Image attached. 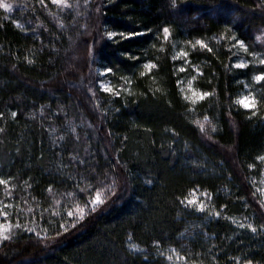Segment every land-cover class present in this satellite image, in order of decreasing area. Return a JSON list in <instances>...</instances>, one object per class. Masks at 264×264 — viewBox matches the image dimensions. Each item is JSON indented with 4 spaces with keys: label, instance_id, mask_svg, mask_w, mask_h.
Listing matches in <instances>:
<instances>
[{
    "label": "trees",
    "instance_id": "16d2710c",
    "mask_svg": "<svg viewBox=\"0 0 264 264\" xmlns=\"http://www.w3.org/2000/svg\"><path fill=\"white\" fill-rule=\"evenodd\" d=\"M4 1L0 264H264V0Z\"/></svg>",
    "mask_w": 264,
    "mask_h": 264
},
{
    "label": "snow or ice",
    "instance_id": "6c2138e0",
    "mask_svg": "<svg viewBox=\"0 0 264 264\" xmlns=\"http://www.w3.org/2000/svg\"><path fill=\"white\" fill-rule=\"evenodd\" d=\"M50 2H51L52 5H56L58 7H64V8L71 7V5H69L66 2V0H50ZM39 3L41 5H45V0H39ZM261 6L264 7V4H262ZM173 7H175V0H173ZM0 8H3L6 12H11L13 10V6L11 4L4 3L3 0H0ZM162 31H163V34H164L165 39H167V37L170 34L169 28L165 27V28H163ZM120 35L121 36H124L125 34L124 33H120ZM132 35H142V33H132ZM109 36H112V34L109 33ZM234 39H235V37H234ZM197 43L202 48H206L209 52L212 51V49L209 48L208 45L205 44L203 41H197ZM238 44H239V47L241 49H243L246 53L249 51L243 41H238ZM251 54L253 56H256V53L255 52H253ZM181 55H183L185 58L187 57V53H181ZM174 59H175V57H174ZM259 64L262 65V66H264V58L259 59ZM153 67H155V65H153L151 63H148V64H145L144 65V68L147 69V70H151ZM235 67L236 68L243 69V68L248 67V64L242 62V63L236 64ZM111 71H112L111 69H107L106 70V74L107 73H111ZM179 71L180 72H184L185 69L183 67H181L179 69ZM193 79H195V77ZM253 79L256 82H258V83L261 82V81H264V71H262L261 74L254 76ZM101 89H102V91H104L106 93H113L114 92V89L112 87L107 86V85H103V84L101 85ZM209 95H210V93H208V92H196V91H193L192 92V102L195 103L197 100H203L206 97H208ZM185 98L187 99L188 97H185ZM238 103L241 106H243L245 109H249V110H253V111H254V109H255V107L257 105L256 99L254 97L250 96V95L244 96L243 98H241L238 101ZM3 115H4L3 113H0V118H3ZM16 116H17V113L16 112H12V117L15 118ZM205 119H207V117H205ZM201 129L203 130V126H201ZM2 131H3V129H0V132H2ZM258 159L261 160V161H264V156H260ZM81 163H83V162H81ZM0 185L7 186L8 185V182L6 180L0 179ZM49 191H51V189H49ZM258 191H259V189H258ZM91 202H92V204L94 206L103 202L101 200V197H100L99 192L96 193L95 199L92 200ZM181 203L183 204V203H185V201L182 200ZM0 205H2V207H0V213L3 214L4 221H7L8 214H7L6 209L10 205L4 204L3 201H0ZM187 205L197 206V210L200 211V212H204L205 211L204 205L202 203H199V201L197 199H195V198H193L191 200H187ZM92 210L94 211L95 210V207H93ZM80 211H81V213L83 212L82 209ZM68 215L71 217L73 215V213L72 212H69ZM215 215L218 217L220 215V213L219 212H216ZM20 226L21 225L19 223L16 224V227L17 228H19ZM239 226L241 228H244L245 227V225L242 224V223ZM247 227L253 233H256L258 231L257 227L253 226L252 224L247 225ZM10 228H11V225L9 223L0 222V237H2L4 240H7L8 239V236L5 235V233H7L10 230ZM261 229H264V225H261ZM168 259L171 260L172 257L169 256ZM236 264H239V260H237ZM244 264H253V262L251 260H246L244 262Z\"/></svg>",
    "mask_w": 264,
    "mask_h": 264
},
{
    "label": "rangeland",
    "instance_id": "374dc122",
    "mask_svg": "<svg viewBox=\"0 0 264 264\" xmlns=\"http://www.w3.org/2000/svg\"><path fill=\"white\" fill-rule=\"evenodd\" d=\"M3 2H4V3H8V4H9V2H6V1H4V0H3ZM2 9H3V8H2ZM3 10H4V9H3ZM245 96H246V95H245ZM195 199H197V197H196Z\"/></svg>",
    "mask_w": 264,
    "mask_h": 264
}]
</instances>
